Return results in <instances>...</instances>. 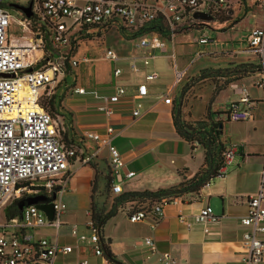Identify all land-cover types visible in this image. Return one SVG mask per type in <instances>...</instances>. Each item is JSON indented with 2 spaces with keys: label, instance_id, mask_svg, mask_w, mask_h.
Segmentation results:
<instances>
[{
  "label": "built area",
  "instance_id": "built-area-1",
  "mask_svg": "<svg viewBox=\"0 0 264 264\" xmlns=\"http://www.w3.org/2000/svg\"><path fill=\"white\" fill-rule=\"evenodd\" d=\"M29 2L31 16L26 17L20 11L14 12L7 0H0V264H61L58 259L67 256L71 259L62 264H114L105 252L101 232L90 209L86 211L88 218L84 223L88 233L79 232L78 225L73 223L67 233L73 242L61 238L60 216L66 210L61 196L67 189L70 160L88 163L100 147L107 148L113 192H121V182L132 178L135 172L123 170L125 161L112 144L115 131L111 125H106L104 134L93 130L83 133L85 139L96 145L95 151L83 155L76 143L64 138L66 130L60 116L45 110L40 99L48 97L67 72L73 75L78 66L90 62L88 54L78 56L77 51L71 54L80 32L88 34L90 30L114 26L128 36L137 37L136 54H133L134 50L125 56L111 48L103 51L101 59L113 64L111 74L116 79L123 72L118 63L126 62L130 73H141L139 62L148 66L157 56L155 52L166 51V40L173 45L178 33L201 29L215 21L233 25L247 12L260 23L246 31L245 42L247 50L256 58L252 63L259 75L256 84L264 93V0H27L25 5ZM256 7L260 15L253 12ZM200 13L211 20L197 18ZM12 24L28 30L35 43L18 42L25 36L11 38L9 27ZM210 40L201 36L192 42L202 45ZM37 49L42 53L34 60ZM44 53L47 54L45 64L34 68ZM171 56L173 82L163 95V102L169 105L173 102V88L186 74V68L177 69L174 53ZM159 76L157 70H147L143 81L137 84L131 96L133 121L146 113L142 109V100L147 96V82L156 81ZM24 87L27 91L21 95ZM240 92L241 96L226 106L222 119L243 122L252 117L254 102L245 87ZM69 94L90 96L95 101L96 111L109 119L114 115L116 105L126 96V88L115 85L112 93H103L95 86L76 85L75 82ZM21 102L29 107L19 114ZM239 149L236 143H228L223 148L222 164L216 177L225 176ZM38 195L45 197L41 203H52V219L34 204L18 210L19 201ZM179 200V196H167L147 209L133 211L129 207L127 219L131 223L150 219L153 229L164 215V208ZM246 201V214L240 218L245 228L242 242L246 249L241 264H259L264 253V155L258 190ZM13 208L17 213L11 214ZM220 219L221 216L207 205L193 215V222L201 224L205 233ZM179 221L191 225L182 215ZM143 244L148 257L155 256L160 264H174L173 255L169 251L160 252L152 236H145Z\"/></svg>",
  "mask_w": 264,
  "mask_h": 264
},
{
  "label": "crops",
  "instance_id": "crops-1",
  "mask_svg": "<svg viewBox=\"0 0 264 264\" xmlns=\"http://www.w3.org/2000/svg\"><path fill=\"white\" fill-rule=\"evenodd\" d=\"M224 23L227 24V22ZM201 36H204L203 32ZM192 41H189L188 44L190 43L191 46L197 44ZM207 44H221L227 47V41L219 38H215L212 43ZM171 47L172 52L167 57L172 62V70L173 58L171 54L174 53L177 69L186 68V77L196 76V73L187 75L189 65L178 67L175 40H173V45L171 43ZM166 51L160 52V54H164ZM222 53H227V50L212 52L211 55ZM196 54L200 55L201 53ZM228 56H233V54L228 53ZM214 59L217 60L218 57L214 56ZM146 71L147 69H143L141 73L134 74L130 73L125 66L118 78H113L111 74L108 80H98L101 86L100 88L95 87L103 93H112L115 85H124L126 88V96L116 105L115 113L109 119L96 111L95 101L88 95H78L91 99V101L85 102L82 109L75 103L71 105L73 108H79L78 110L81 112L78 121L84 128L83 133L93 130L104 134L107 124L114 128L115 135L112 138V144L119 150L125 161L123 170L135 172L132 178L121 182V192L116 193L115 197L108 198V202L127 192L156 191L179 187L186 184L187 181L192 182L196 177L204 175L209 168V165L204 161L205 148L197 141L188 142L177 133L173 121V102L171 105L163 102V95L173 82L174 74L171 79L159 80V77L156 81L147 82V96L142 100V109L146 110V113L142 117L132 120L131 109L134 104L131 96L136 91L137 84L143 81ZM76 74L74 70V80ZM258 76V73L255 72L252 77H243L223 83L216 92H214L215 84L209 79L201 87L196 88L195 92L200 99L201 93L197 90L207 88L203 97L206 100H211L206 105L212 120L216 123L217 119L221 118V135L224 123L231 122L222 119V113L230 102L241 96L240 91L245 87L254 102L251 109L252 117L247 121L239 122V124H244L247 135L245 137L238 136L228 142L238 144L240 149L232 164L227 168L225 176L209 179L207 181L209 183L205 182L197 192L180 195L178 203L167 205L164 208V215L158 219L153 229L150 227V219L136 223L128 221L126 215L130 207L129 204H124L123 208L117 206L115 214L106 220L100 233L105 252L114 264H160L155 256L148 257L147 248L143 244L145 236L154 238L160 252L169 251L174 257V264H241L246 249L242 242V233L245 228L240 223V218L246 214L247 197L255 194L258 190L264 155V93L262 88L256 84ZM178 87L177 84L173 88L172 99ZM257 93H260L261 97H258ZM75 95L77 94L71 95V101L74 100L73 96ZM191 105L193 107V104ZM184 112L186 113V109L182 111L181 117L188 118ZM257 128L262 129L260 143L257 140L254 142L251 140V136ZM68 139H70L69 136ZM71 141L76 143L73 139ZM85 141L84 147H80L83 155L96 149L95 143L87 139ZM228 143L225 140L224 147ZM107 157V148L104 146L98 149L96 156L88 163L83 164L78 160H70L67 189L61 196L62 201L66 204V210L60 216L62 226H67L63 238L65 242H73L72 238L67 235L69 226L73 223L78 225L79 232L88 233V229L84 225L88 216L85 214L86 220L82 222L63 221L61 218L67 213L70 204L63 199L69 193L74 192L85 200V211L90 209L93 189L99 193L106 185L111 187V184H107L109 179L111 181V177L110 175L106 176L104 171L105 160L108 166ZM101 197L99 196V200ZM206 205L211 208L213 213L221 216L220 222L212 225L207 233L203 231L201 224L193 222V215ZM119 214H122L123 217H118ZM181 215L191 223L190 226L179 221ZM259 264H264V253L262 262Z\"/></svg>",
  "mask_w": 264,
  "mask_h": 264
},
{
  "label": "rangeland",
  "instance_id": "rangeland-1",
  "mask_svg": "<svg viewBox=\"0 0 264 264\" xmlns=\"http://www.w3.org/2000/svg\"><path fill=\"white\" fill-rule=\"evenodd\" d=\"M7 2L18 3L25 5L27 0H7ZM15 12V11H14ZM256 14L260 15L259 8H255L254 11ZM15 16L20 17L19 13H15ZM256 23V18L253 17L250 13L247 12L243 16V18L233 25H229L226 23H219V22H210L207 25L203 26L201 29H191L185 33L177 34L175 37L176 42V56H177V64L178 67H184L189 65L187 75L195 74L196 76L193 77H184L180 83H178V90L175 92L173 97V106L174 111L177 113L179 117V122L182 124L190 123L193 130H191L197 138L204 139L207 135L211 133V129H213V125L215 126L213 118H211L208 110H206V104L209 103L211 100H206L204 98V94L206 93L205 89L201 88L197 90L201 93L200 97H197L196 88L201 87L206 80L211 78L216 81L219 85H223L224 82L235 79L239 75V69H245L242 73L243 77H252L255 75V69H251L248 66V63H255L256 58L254 55L247 50V43L245 42V34L246 31L251 28ZM259 25L260 23H256ZM18 24H12L9 27L10 36L11 38H19V36H25L24 39H20L18 42L23 44H31L35 43L32 39V36L28 30L18 29ZM204 34V36L210 40L208 43H212L215 38H219L223 41H227V47L221 44H194L193 46L188 44L189 41L196 40L200 37V35ZM137 37L135 36H128L121 29H117L114 26H111L107 29L102 30H90L88 34L79 35L76 38L74 50L77 51L78 56H83L88 54L91 58L90 62L84 63L77 67L75 82L76 84L82 85H92L100 88V83L98 80L104 79L108 80L111 75V70L113 64L102 60L101 56L103 51L106 48L113 49L117 54L121 56H125L129 52L133 54L137 53V49H134L135 43L137 42ZM166 48L167 51L164 54H160L159 51L155 52L156 57L151 60V63L144 67L139 62V66L143 69L151 70L155 69L159 72V77L161 79L172 78L173 70H172V62L167 55L172 52L171 41L166 40ZM227 50V53L222 54H212V52H220ZM32 52V51H31ZM30 52V53H31ZM233 53V56H228V53ZM41 50L37 49L34 52V60L41 56ZM196 53H201L200 55ZM44 57L47 56L46 53L43 54ZM214 56L218 57L217 60L214 59ZM119 66L122 68L127 66L126 62L118 63ZM42 66V65H41ZM39 66V67H41ZM36 67V68H39ZM205 67V68H204ZM200 70H204V74L206 77L204 79H200ZM79 75V79H78ZM215 77V78H214ZM73 75L71 74L68 78V81L73 79ZM27 90V88H26ZM62 91V100H61V114L60 121H62L65 130L69 138H72L73 141H76V144L79 149L80 147H84V142H86L83 136L84 128L80 126V122L78 121V117L81 112L78 110L79 108H83L85 102L91 101L89 97H82L75 95L73 96L74 100L71 101V95L69 94L68 90H64L61 85H58V88H54L51 93ZM258 97H261L260 93H257ZM42 99H40L41 101ZM75 103L76 105L80 106L79 108H73L71 105ZM193 104V107L191 104ZM186 109L185 116L188 118H182L181 113ZM193 116L199 117L194 118ZM213 116V114H212ZM84 120V119H83ZM247 135V130L244 127V124H239V122H225L224 123V130L223 133L220 135L219 138L214 139L213 145L211 146L212 150L215 153V163L220 158V154L224 148V141L230 142L234 140V138L240 136L245 137ZM262 139V129L257 128L255 133L251 136V140L261 142ZM233 143V142H232ZM104 171L106 176L110 175L107 161L105 160L104 163ZM192 182L187 181L184 186L190 185ZM93 201L95 203V211L105 213L113 203L111 199L108 202V198L115 197L116 192L111 190V187H107V185L101 190L99 193L98 191L93 189ZM112 193V194H111ZM99 196L101 200H99ZM64 201H68L69 207L67 209V213L62 216L63 221H85L86 220V209L84 205V199H81L77 196L76 193L71 192L63 199ZM124 203L119 202L118 207H124ZM6 214V211H4ZM122 214H119L118 217ZM127 217V215H126ZM82 228V227H80ZM67 226L64 225L61 227V238H64V234L66 233ZM52 237V236H50ZM66 238V237H65ZM71 259V256H67L65 259H58V263H63Z\"/></svg>",
  "mask_w": 264,
  "mask_h": 264
},
{
  "label": "trees",
  "instance_id": "trees-1",
  "mask_svg": "<svg viewBox=\"0 0 264 264\" xmlns=\"http://www.w3.org/2000/svg\"><path fill=\"white\" fill-rule=\"evenodd\" d=\"M102 29H104V28H102ZM102 29H99V30H102ZM99 30L97 29V31H99ZM79 35H82V33L80 32L76 36V38ZM74 49L75 48L72 47L71 54L75 52ZM46 58H47V56L46 57L42 56V58L40 59V61H38L36 63L34 68L45 64ZM248 66H250L251 69H256V66L252 63H248ZM243 71H245V69H239L238 77H236L235 79H230V80L224 82V84L242 78ZM199 72H200V75H199L200 79H204L206 77V75L203 73L204 70H200ZM70 75H71V73L67 72L66 75L56 85V88H58V85H61L65 91L68 90V92L70 93V90L75 86L74 79H71L70 81H68V78ZM209 80H211V78ZM212 82L215 84L214 92L218 91L222 85H218L214 79H212ZM61 100H62V91L58 92L57 90H55V92L51 93L48 97H46V98L43 97L42 100L40 101V104L48 112H51L52 114H59L60 115L61 114V106H60ZM206 110H208V106H206ZM173 121H174L176 131L181 137H183L188 142L197 141L200 145H202L205 148V159H204V161L207 165H209V168L206 170L204 175H200V176L196 177L195 180L192 181V183L188 186L181 185L179 187H171L168 189H158L156 191H147L146 190V191H142V192L124 193V194L114 198L113 203L111 205V208L105 213L96 212L95 211L96 210L95 209V203H94L93 199H91L90 210L92 211V218H93L96 226L99 228L100 232H101L102 227L105 224L106 220L110 216L115 214L119 202L124 203V204H126V203L129 204L131 210H133V211L138 210V209H147V208H150L155 202L159 201L162 197L180 196L183 193H187V192H197L198 189L201 187V185H203L209 179L216 177L217 170L222 164V152L220 154V158L215 163V161H214L215 160V153L212 150L211 146L213 145L214 139H216V138L218 139V137L221 133L222 123L220 121H217L215 123V126L213 125V129H211V133L209 135H207L204 139H199L194 135V134H196V131H195V133H193L191 131V130H193V128L191 127L190 123L189 124L188 123L182 124L181 122H179V117L175 111L173 113ZM64 138L68 139L67 131L64 133ZM69 140H72V138H70ZM210 161H211V163H210ZM107 184H111L110 179L108 180ZM15 213H17V209L13 208V211H11V214H15ZM107 251H108V249H107Z\"/></svg>",
  "mask_w": 264,
  "mask_h": 264
},
{
  "label": "water",
  "instance_id": "water-1",
  "mask_svg": "<svg viewBox=\"0 0 264 264\" xmlns=\"http://www.w3.org/2000/svg\"><path fill=\"white\" fill-rule=\"evenodd\" d=\"M9 6L19 10L20 12H22L26 17H30L31 16V2H29L27 5H22V4H18V3H9ZM197 18L199 19H204V20H211V17L205 15V14H197L196 15ZM29 71H31L32 69H28ZM2 76H6L5 74H2ZM54 198V196L52 197V199ZM45 201V197L38 195V196H31L28 197L26 199H23L21 201L18 202L17 207L18 210L20 211L23 206L25 205H30V204H34L36 205L39 209L43 210L46 214L47 217L49 219H52L53 217V205L52 203H41Z\"/></svg>",
  "mask_w": 264,
  "mask_h": 264
},
{
  "label": "bare ground",
  "instance_id": "bare-ground-1",
  "mask_svg": "<svg viewBox=\"0 0 264 264\" xmlns=\"http://www.w3.org/2000/svg\"><path fill=\"white\" fill-rule=\"evenodd\" d=\"M26 88H27V87H24V90L21 91V95H24V94H25V91H27ZM27 107H29V106L26 105L25 102H21V104H20V110H19L18 113H19V114H22V113L24 112V110H25Z\"/></svg>",
  "mask_w": 264,
  "mask_h": 264
},
{
  "label": "flooded vegetation",
  "instance_id": "flooded-vegetation-1",
  "mask_svg": "<svg viewBox=\"0 0 264 264\" xmlns=\"http://www.w3.org/2000/svg\"><path fill=\"white\" fill-rule=\"evenodd\" d=\"M9 3H11V2H9ZM10 7H11V6H10ZM11 9H12L13 11H15V12H18V11H19V10L13 8V7H11Z\"/></svg>",
  "mask_w": 264,
  "mask_h": 264
}]
</instances>
